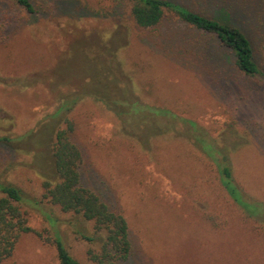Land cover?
<instances>
[{"label":"rangeland","instance_id":"374dc122","mask_svg":"<svg viewBox=\"0 0 264 264\" xmlns=\"http://www.w3.org/2000/svg\"><path fill=\"white\" fill-rule=\"evenodd\" d=\"M29 1L0 0V179L39 204L3 264H60L54 231L82 264L100 249L92 223L43 199L67 119L82 185L127 220L133 251L116 264H264V0H167L237 25L255 76L173 12L141 28L130 0Z\"/></svg>","mask_w":264,"mask_h":264},{"label":"trees","instance_id":"16d2710c","mask_svg":"<svg viewBox=\"0 0 264 264\" xmlns=\"http://www.w3.org/2000/svg\"><path fill=\"white\" fill-rule=\"evenodd\" d=\"M17 1L30 12L33 11L29 0ZM130 1L133 2L131 13L137 26L156 27L164 20L167 12H173L191 28L213 36L221 46L230 49L235 58V65L241 73L246 76H255L259 73L250 39L230 20L221 18L218 14L211 18L167 0ZM63 111L67 110L64 108L58 114ZM66 123V128L57 130L52 144V158L57 180L43 182V199L57 206L64 213L80 216L86 222L93 224L94 235L83 236L99 244L100 249L90 250L88 254L93 264L126 262L133 251L127 220L120 213L112 211L97 193L82 185L83 155L71 139V133L74 130L73 122L67 119ZM217 167L221 185L227 194L240 204L242 194L234 182L231 168L219 163ZM0 195V264H3L14 253L20 237L34 232L28 224L23 206L38 205L39 202L29 198L22 188L1 179ZM240 206L246 209L249 205L240 204ZM246 211L251 217L263 213L252 214ZM257 221L264 227L263 220ZM47 241L56 248L60 264H82L70 253L58 231H54Z\"/></svg>","mask_w":264,"mask_h":264}]
</instances>
